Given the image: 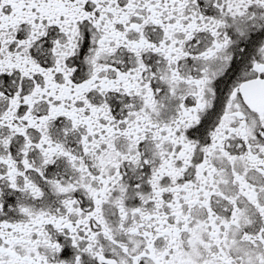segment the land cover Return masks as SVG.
I'll return each mask as SVG.
<instances>
[{"label":"snow or ice","instance_id":"snow-or-ice-1","mask_svg":"<svg viewBox=\"0 0 264 264\" xmlns=\"http://www.w3.org/2000/svg\"><path fill=\"white\" fill-rule=\"evenodd\" d=\"M0 264H264V0H0Z\"/></svg>","mask_w":264,"mask_h":264}]
</instances>
